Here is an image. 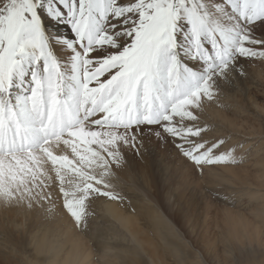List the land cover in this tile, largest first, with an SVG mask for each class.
Wrapping results in <instances>:
<instances>
[{"label": "snow or ice", "instance_id": "obj_1", "mask_svg": "<svg viewBox=\"0 0 264 264\" xmlns=\"http://www.w3.org/2000/svg\"><path fill=\"white\" fill-rule=\"evenodd\" d=\"M261 27L264 0H0V203L30 209L56 186L79 227L90 198L122 200L108 178L141 129L198 169L240 163L197 111L264 60Z\"/></svg>", "mask_w": 264, "mask_h": 264}, {"label": "rangeland", "instance_id": "obj_2", "mask_svg": "<svg viewBox=\"0 0 264 264\" xmlns=\"http://www.w3.org/2000/svg\"><path fill=\"white\" fill-rule=\"evenodd\" d=\"M62 34L69 36V30L63 29ZM256 35L264 37V27ZM213 90L214 100L203 102L196 123L208 129L203 135L209 142L224 141L220 152L234 150L240 163L198 169L170 140L141 129L143 134L137 133L134 147L121 142V163L111 170L125 181L130 177L129 183L134 185L132 194L126 185L121 188L126 193L121 203L136 204L138 223L132 228H140L150 239L155 237L153 229L164 233L168 226L177 232V244L170 246L171 253L166 255L170 257L165 258L169 264H264V60L243 61L227 81L217 80ZM47 191L51 198L30 209L0 203V264H49L54 259L41 247L43 235L63 240L67 230L85 239L108 234L95 230L89 220L92 204H99L103 197L86 202L84 224L77 227L63 208L58 187ZM237 216L251 226L247 231L253 238L250 245L233 240L241 234L239 229L230 231L227 221L241 219ZM228 243L232 248L227 251ZM83 244L78 250L89 249L96 264L103 248L87 240ZM72 250L66 244L57 261L67 259ZM106 260L123 264L115 256Z\"/></svg>", "mask_w": 264, "mask_h": 264}, {"label": "bare ground", "instance_id": "obj_3", "mask_svg": "<svg viewBox=\"0 0 264 264\" xmlns=\"http://www.w3.org/2000/svg\"><path fill=\"white\" fill-rule=\"evenodd\" d=\"M62 148V145L60 148H54V154H68L71 156L70 149L62 151ZM50 169L51 168H49V170ZM52 175L54 176V173H52ZM108 182L113 186L112 190L119 193L122 198L126 196V193L124 194L121 192L123 191L121 190L122 185L127 186V190H130L129 193L132 194V192H134V185L129 183L130 177H127L125 181L117 172L112 171V175L108 178ZM134 197L136 198V195H134ZM98 203L99 204H92V210H89L91 216L89 220H92V226H94L95 230L103 229L108 231V234H101L98 237L91 236L85 239L79 234L74 235L75 232L71 234V232L67 230L65 232L66 237H64L63 240L54 238L50 240L48 236L43 235L41 247L43 250H47L51 253V258L54 259L49 262V264H95L92 261L91 251L89 249L83 252L78 250L81 245H84V240H87L94 246H101V248H103L101 254L99 252L100 258L97 257L98 262L96 264H111L106 258L114 256L116 258H122L123 264H145L143 261H147V264H169V260L167 259L170 256L167 257L166 255L171 253L170 246L177 244V232H174V230L168 226L163 229L165 230L164 233L160 232L161 229H153L155 237L150 239L148 234L146 235L144 231L139 230L140 228H132L136 227L138 223V218L134 216L136 213V204H133L134 202L125 201L122 204L121 200L111 201L103 197V200H99ZM261 213L264 217V210ZM237 217L241 219L229 218L227 221L230 231L239 229V234H241L239 238L235 237L233 240L240 244L246 242L250 245L253 238L247 236V231L251 226H249L250 224L248 222L243 220V216ZM158 218L163 221L160 216H158ZM82 224H84V221ZM147 233L151 232L147 230ZM233 234L234 232L232 235ZM139 235L141 239L138 238ZM64 244H69L73 250L67 259L57 261L59 253H62V248L65 246ZM111 244H113V246H111ZM127 245L130 246L128 247ZM228 248H232L230 243L226 246L227 251ZM122 254H125V257H122ZM138 254L141 255L140 258L137 256Z\"/></svg>", "mask_w": 264, "mask_h": 264}]
</instances>
